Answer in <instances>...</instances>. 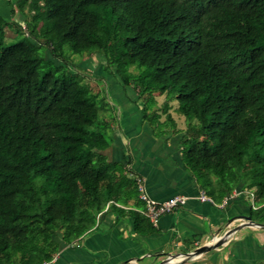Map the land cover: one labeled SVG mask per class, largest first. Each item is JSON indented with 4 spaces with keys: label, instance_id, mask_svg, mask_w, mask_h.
Returning a JSON list of instances; mask_svg holds the SVG:
<instances>
[{
    "label": "trees",
    "instance_id": "1",
    "mask_svg": "<svg viewBox=\"0 0 264 264\" xmlns=\"http://www.w3.org/2000/svg\"><path fill=\"white\" fill-rule=\"evenodd\" d=\"M6 1L23 23L0 13V264L47 263L108 210L154 231L136 174L105 153L114 122L99 118L106 103L73 53L103 57L154 136L183 132L181 159L212 200L245 189L258 218L264 0ZM7 29L20 37L4 44Z\"/></svg>",
    "mask_w": 264,
    "mask_h": 264
},
{
    "label": "crops",
    "instance_id": "2",
    "mask_svg": "<svg viewBox=\"0 0 264 264\" xmlns=\"http://www.w3.org/2000/svg\"><path fill=\"white\" fill-rule=\"evenodd\" d=\"M106 76L104 79L111 80ZM110 82L113 89L119 86ZM134 100L122 95L117 123L108 126L111 144L106 155L112 161L128 164L141 176L150 198L163 201L184 194L189 199L185 205L160 215L154 231L147 235L135 231L129 214L104 211L91 230L70 243H60L47 264H155L170 255L175 256L171 264H264V228L246 225L217 249L181 259L183 253L214 241L243 222V215L264 222V209L254 219L246 193L232 196L224 205L196 199L201 187L180 156L183 132L157 137L149 124L131 123L138 111ZM138 119L141 121L139 113Z\"/></svg>",
    "mask_w": 264,
    "mask_h": 264
},
{
    "label": "rangeland",
    "instance_id": "3",
    "mask_svg": "<svg viewBox=\"0 0 264 264\" xmlns=\"http://www.w3.org/2000/svg\"><path fill=\"white\" fill-rule=\"evenodd\" d=\"M0 13L6 17H13L16 21L19 23H23V17L19 13L12 14L10 11L9 4L6 0L0 1ZM12 32L8 31L7 34L4 37L3 43H10L18 39L20 36L16 35H10ZM42 51V49H40ZM43 56L45 58L49 57L48 50L43 49ZM72 58L75 61H79L78 66L80 68L81 73L79 74L82 78V81L89 84L91 88H93V91L97 92V98L96 102L97 104L101 105V103L105 102L106 105L103 110L99 109V118H105L106 120H110L111 122H114V124L117 123V121H114L112 118L118 116V106L120 105L121 97L123 94L130 97L131 99L136 100V95L132 87L130 86H122L116 76H114L111 72H109L108 69L103 68L101 64H103L104 60L103 57L99 54L97 55H91V56H84L83 58L80 56V54H72ZM83 60H88L87 62H83ZM55 63L56 61L53 60ZM72 71H75L72 69ZM103 75L110 76L111 80H113L114 84L119 85L117 88L113 89L111 80L104 79ZM106 76V77H107ZM122 88V89H121ZM122 92V94H121ZM158 102H161L163 100V96L159 95L156 97ZM134 100V102H135ZM171 109L170 112L172 116L175 118L177 125L180 127H184V118L182 115L177 114L174 108L176 107L177 103L175 100L171 101ZM138 113L140 116L139 110L137 111V114L133 116L131 119V123L136 124H147L146 122L143 123L142 121H137ZM141 119V118H140Z\"/></svg>",
    "mask_w": 264,
    "mask_h": 264
},
{
    "label": "built area",
    "instance_id": "4",
    "mask_svg": "<svg viewBox=\"0 0 264 264\" xmlns=\"http://www.w3.org/2000/svg\"><path fill=\"white\" fill-rule=\"evenodd\" d=\"M136 184L138 190V198L144 203V207L140 209V212H142L153 225L156 224L160 215L169 212L176 207L185 205L187 200L189 199V197L184 194H175L167 198L166 200L157 201L147 195L143 178L139 175H136ZM242 193H246L249 196L253 206V194L247 190L243 191L234 189L226 196H224V198L220 202H215L214 200H212V198L208 196L203 189H200L195 197L200 201H207L212 204L224 205L229 198Z\"/></svg>",
    "mask_w": 264,
    "mask_h": 264
},
{
    "label": "water",
    "instance_id": "5",
    "mask_svg": "<svg viewBox=\"0 0 264 264\" xmlns=\"http://www.w3.org/2000/svg\"><path fill=\"white\" fill-rule=\"evenodd\" d=\"M244 221L241 222L240 224L230 227L227 230H225L222 234L216 237V239L212 242L204 243L195 249L183 253L181 259H190L192 257H195L197 255H200L201 253L207 252L212 249H217L220 247L234 232H236L238 229H240L242 226H256L259 228H264V222H259L253 220L249 215H243L242 216ZM173 259H175V256H167L162 259H160L158 262L155 264H171L173 263Z\"/></svg>",
    "mask_w": 264,
    "mask_h": 264
}]
</instances>
